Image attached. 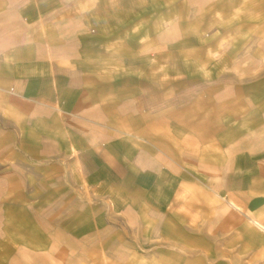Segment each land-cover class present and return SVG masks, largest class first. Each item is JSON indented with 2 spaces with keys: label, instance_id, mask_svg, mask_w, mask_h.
<instances>
[{
  "label": "crops",
  "instance_id": "obj_1",
  "mask_svg": "<svg viewBox=\"0 0 264 264\" xmlns=\"http://www.w3.org/2000/svg\"><path fill=\"white\" fill-rule=\"evenodd\" d=\"M0 264H264V0H0Z\"/></svg>",
  "mask_w": 264,
  "mask_h": 264
}]
</instances>
